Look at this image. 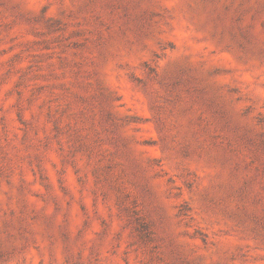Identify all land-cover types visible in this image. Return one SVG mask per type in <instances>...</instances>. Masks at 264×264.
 <instances>
[{
	"label": "rangeland",
	"instance_id": "374dc122",
	"mask_svg": "<svg viewBox=\"0 0 264 264\" xmlns=\"http://www.w3.org/2000/svg\"><path fill=\"white\" fill-rule=\"evenodd\" d=\"M0 264H264V0H0Z\"/></svg>",
	"mask_w": 264,
	"mask_h": 264
}]
</instances>
